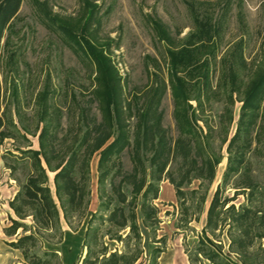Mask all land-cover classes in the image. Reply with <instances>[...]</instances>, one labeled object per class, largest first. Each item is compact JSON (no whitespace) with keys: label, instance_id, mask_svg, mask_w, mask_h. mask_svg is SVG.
I'll return each instance as SVG.
<instances>
[{"label":"rangeland","instance_id":"374dc122","mask_svg":"<svg viewBox=\"0 0 264 264\" xmlns=\"http://www.w3.org/2000/svg\"><path fill=\"white\" fill-rule=\"evenodd\" d=\"M93 5L97 6V18L101 17L95 34L92 29L97 21L87 20V9ZM200 21L209 23L208 34L198 29ZM57 22L67 25L76 35L89 38L103 50L119 78L131 113L136 105L144 107L152 99V111L163 114L162 125L173 137L178 133L174 115L176 103L166 51L175 52L190 37H200L201 41L193 45L197 48L198 62L187 68L180 66L178 72L190 89L189 106L182 107L188 110L203 134L208 125L212 127L209 145L219 151L222 159L215 168L199 218L188 222L189 229L175 227L180 208L174 187L164 179L159 183V197L153 200L161 220L158 230L143 229L137 246L133 239L117 241L104 235L92 245V250L98 254L97 260L91 255L84 261L88 254L85 232L89 219L92 213L103 212V203L108 198L102 188L109 192L110 186L109 178L104 187L99 184L98 155L94 154L88 171L84 172L86 193L78 210H65L55 194V174L85 130L81 118L83 109L100 115L99 105L90 101L96 84L90 58L73 39L66 37ZM106 41H110V48L104 46ZM204 62L210 72L208 92L200 88L199 67ZM263 75L264 0H22L1 41V112L5 135L0 138V264H28L20 251L9 245L23 229L10 236L5 234L4 228L10 224V215L17 217L9 201L15 197L19 184L34 171L31 151L36 153L39 169L46 176L45 185L57 206L58 221L55 228L45 230L32 216L33 208L27 207L23 223L27 229L38 233L39 251H54L55 256L49 257L50 264H92L90 261L106 264L102 262V247H106L105 257L113 251H127L130 256L138 248L135 251H139L138 258L131 264H152L156 246L163 251L157 255L155 264H190L184 252L183 237L185 235L191 245L194 235L202 230L205 208L222 179L227 163L226 146L238 127L245 104L243 99ZM262 94L258 108H245V111L256 113V129L262 131L260 141H252L249 156L253 173L264 183V155L258 153L264 149V91ZM225 109L229 116L224 118ZM129 121L133 125L135 116ZM49 132L57 136L56 154L48 150ZM252 133L255 135V130ZM64 135H67V145L62 150ZM21 150H25L23 154ZM122 161L124 169L130 171L129 153L123 154ZM11 162L17 165L13 172L6 164ZM197 183L194 181L192 187ZM225 194L232 195L233 189L226 187ZM242 199L239 196L235 202ZM90 223L92 227L99 226L100 234L108 227L99 219ZM127 232L126 228L120 233L125 236ZM163 238L164 241L160 240ZM219 239L226 247V236L222 234ZM146 240L150 241L149 247Z\"/></svg>","mask_w":264,"mask_h":264},{"label":"trees","instance_id":"16d2710c","mask_svg":"<svg viewBox=\"0 0 264 264\" xmlns=\"http://www.w3.org/2000/svg\"><path fill=\"white\" fill-rule=\"evenodd\" d=\"M21 3L22 0H0V53L4 32L16 16ZM96 7L93 5L87 9V20L97 21L92 34H95L101 18L96 16ZM57 24L66 37L73 39V42L90 58L96 81L91 90L90 101H96L99 105L100 115L88 113V109H83L81 118L85 130L79 139L75 140L66 161L55 174V194L61 199L65 210L66 208L71 212L78 210L86 193L84 172L88 171L89 160L94 154L98 155V182L104 187L105 181L109 178L110 186L109 192L102 188L103 194L108 198L103 203V212L92 213L89 219V226L85 232L88 254L84 261L87 262L91 255H95L94 260H97L98 254L92 250V245L104 235L117 241L133 239L137 246L142 240L143 229L149 232L158 230L161 220L158 216L159 209L153 200L159 197V183L164 179L174 187L180 208V217L175 227L189 229L188 222L197 221L199 218V212L207 198V190L215 176V168L222 159L219 151H214L209 145V138L213 135L212 127L208 125L207 131L203 134L196 127L188 110L184 111L182 107L189 106L190 89L178 72L180 66L187 68L198 62L197 48L193 45L197 43L196 41H201L200 37H190L175 52L171 49L166 51L170 62L168 71L171 89L176 103L174 115L178 133L173 137L162 125L163 114L152 111V99H149L144 107L139 108L136 105L134 111L130 112L131 106L125 103L119 78L102 49H98L89 38L76 35L64 23ZM199 25L200 32L208 34L209 23L200 21ZM110 45V41L104 44L107 48H110ZM199 69L200 88L208 92L210 72L207 63L204 62ZM263 91L264 75L256 81L246 94L247 97L243 99L245 104L238 127L226 146L227 163L222 179L212 192L205 208L202 230L194 235L195 241H192L191 245L186 241L185 235L183 237L184 252L190 264H264V183L253 173L249 156L252 152V141L255 139L259 142L262 131L261 128L256 129V113L245 111V108L254 110L258 108ZM1 111L0 83V138L5 135V121ZM228 114V110L225 109L222 116L225 118L229 116ZM132 115L136 118L133 125L129 121ZM253 130L255 135L252 133ZM49 134L48 150L56 154L57 136L52 132ZM62 137L64 150L67 135ZM223 142L224 138L221 140V143ZM24 151L21 150V154ZM125 152L129 153L131 159L130 171L124 169L122 157ZM258 153L264 155V149L258 150ZM31 154L34 171L19 184L15 197L9 201V206L17 217H10V224L4 228V232L12 236L22 228L23 232L9 241V245L19 249L28 264H50L49 257L55 256L54 251L44 249L39 251L38 233L27 229V225L23 223L24 215H27L24 208L27 207L33 208L32 216L45 230L55 228L58 221L57 206L49 187L45 185L46 176L39 169L36 153L31 151ZM145 160L148 161L147 164ZM6 164L11 172L17 168L14 162ZM35 171L38 174H35ZM194 181L198 182L196 187L191 185ZM226 187L233 189L232 195L225 194ZM239 196L243 199L236 203L235 200ZM94 219L107 223L108 227L103 233H99V226L90 225ZM126 228L128 232L122 236L120 232ZM222 234L228 240L226 247L219 239ZM160 240L164 241L165 238ZM150 241L153 242V238ZM150 241H145L148 247ZM137 249H134L130 256L127 251L122 253L113 251L105 257L106 247H102L100 249L104 258L102 262L131 264L138 258L139 251L135 253ZM153 251L155 256L152 264H155L157 255L159 256L163 249L156 246Z\"/></svg>","mask_w":264,"mask_h":264},{"label":"crops","instance_id":"0c3cea01","mask_svg":"<svg viewBox=\"0 0 264 264\" xmlns=\"http://www.w3.org/2000/svg\"><path fill=\"white\" fill-rule=\"evenodd\" d=\"M10 208H11V207H10ZM11 210H12V208H11ZM12 211H13V210H12ZM13 213H14V212H13ZM10 216H12V215H10ZM18 230H19V229H18ZM18 230H17V231H18ZM6 235H7V234H6ZM14 249H16V248H14ZM18 250H19V249H18ZM19 251H20V250H19ZM20 253H21V252H20Z\"/></svg>","mask_w":264,"mask_h":264}]
</instances>
